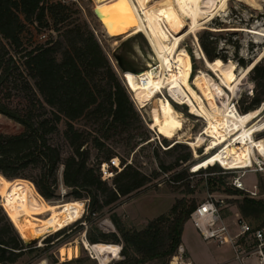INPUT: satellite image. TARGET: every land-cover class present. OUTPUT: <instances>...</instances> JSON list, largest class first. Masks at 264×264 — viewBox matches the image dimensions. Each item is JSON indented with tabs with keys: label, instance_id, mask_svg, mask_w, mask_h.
Instances as JSON below:
<instances>
[{
	"label": "trees",
	"instance_id": "1",
	"mask_svg": "<svg viewBox=\"0 0 264 264\" xmlns=\"http://www.w3.org/2000/svg\"><path fill=\"white\" fill-rule=\"evenodd\" d=\"M30 26L38 41L27 49L23 39ZM53 32L55 35H51ZM210 37L209 31H202L198 38L206 59L219 64L226 62L224 55L216 53V41ZM237 61L245 67L251 64L243 59ZM126 71H135L129 59L122 51L110 53L107 50L96 29L82 18L75 2L0 0V115L23 128L17 134L0 132V178L33 185L25 179L26 170L30 165L36 166L40 173L33 181L34 190L48 201L57 186V169L62 166L63 185L72 190L75 200L89 199L87 208L92 215L100 214L121 197L145 186L151 176L133 162L126 163L109 145V141L121 137L132 152L150 139L145 121L122 80ZM250 72L254 73L260 91L253 96L250 106L236 108L241 114L260 107L257 105L264 100L262 58ZM79 120L84 121L83 127L75 125ZM62 121L65 122L63 138L70 148L64 158L61 148L50 138ZM89 144L104 151L95 165L89 163ZM189 156L188 152L177 157L175 164L187 161ZM103 163L113 173L111 185L107 182L109 179L102 178ZM208 163L205 166L213 164ZM161 166L168 171L173 164ZM214 169L210 166L207 170ZM184 175L183 170L174 174L172 180L180 183L179 178ZM212 181L211 184L219 183ZM187 188L192 194L193 189ZM230 188L229 192L242 196L237 200L239 214L252 229L263 227L264 199L250 198L242 190ZM196 205L183 197L140 229L123 228L116 222L118 234H102L100 239L89 236L88 240L90 243L121 242L123 259L111 264H145L152 260L167 264L181 244L184 225ZM59 230L54 235L61 232ZM52 236L44 238L43 248L26 244L14 221L0 209V264H17L24 255L34 258L49 246Z\"/></svg>",
	"mask_w": 264,
	"mask_h": 264
},
{
	"label": "rangeland",
	"instance_id": "2",
	"mask_svg": "<svg viewBox=\"0 0 264 264\" xmlns=\"http://www.w3.org/2000/svg\"><path fill=\"white\" fill-rule=\"evenodd\" d=\"M70 1L75 2L77 6L80 7L82 18L91 27L96 29L98 35L103 40L104 46L110 53L116 50L118 52L122 51L125 57L129 59L135 71H126L124 75L129 73L126 77L138 74L141 70L155 63L151 56L149 44L143 34L138 33L130 35L128 33L116 38L110 37L105 31L103 23L94 13L96 0ZM148 1L155 3L158 0ZM205 1L209 9L207 12L216 8L217 4L220 2V0ZM169 2L175 9V16L171 21L179 31H182L185 26L189 25L190 18L185 14L180 0H169ZM258 4V7L253 8L243 2V0H228L226 6L213 15L215 19L212 20V17L205 21V23H202L205 15L203 13L200 14L198 20H200L199 22L201 24L193 33L187 35L179 45V48L185 51L191 60L192 75L199 69L207 70L205 69L203 60L199 59L197 55V52L200 51L198 38L202 31L210 32V38L216 41V53L224 55L226 58V62L224 63L219 64L216 62L218 66L217 71L230 87L235 85L232 91L224 87L225 94L223 98L225 97L224 101H226V108L228 109L232 107V104H234L237 109L250 106L253 96L257 91H260V88L254 81L253 72L248 73L244 79L240 78L245 64L241 65L237 61L238 59H243L245 63L248 61L252 63L258 58L260 53H264V0H258ZM51 35H55V33L53 32ZM23 40L27 49H30L31 46L37 43L38 37L33 27L30 26V28L26 30ZM262 62L264 63V55L262 57ZM208 72L216 82H219L217 76L214 75L215 73L213 74L211 71ZM132 96L134 98L133 93ZM158 97L160 99H168L181 115L189 119L185 125H192L191 132L193 135L201 133L202 128L205 126L202 119L190 114L188 112L189 108L186 105L174 102L169 97L166 87L158 94ZM262 102L259 103L257 107L263 105ZM219 103L221 104L222 101ZM136 109L144 119V125L149 131V143L147 141V144L144 142L138 145L132 152L126 146L125 140L121 139V137H116L115 140L109 141V145L112 152L120 158L125 159L126 163L133 162L142 172L151 176V180L142 188L127 196L121 197L119 201L105 208L100 214L92 215L89 214L87 208L89 199L82 197L81 199L75 200L71 195L72 190L63 185V167L59 166L56 172L57 186L54 188L52 187V198L48 200V202H50L49 206H51L48 208L50 210L42 215L38 221L32 222L29 220L23 224V220L20 218L17 220V218L14 219L11 216L9 208H7L8 206L3 196L0 194V209L14 221L24 241H33V243L29 245L42 248L45 245L43 242L44 238L48 235L52 236L55 233V231L50 233L46 227V220L51 217L53 213L51 212L53 211L52 209H63V207H60L61 205L76 202V207L80 212L79 219L66 225L59 230L61 232L51 237L52 241L49 242V246L45 250L41 251L32 259L30 255H24L17 264H26V262H29L27 264H40L42 261H45L46 264H64L68 260L61 259L59 254L60 247L64 246L61 250V252H63L65 247H72L74 245L78 247V255L73 258V260L70 259L72 260L70 264H99L98 260H96L83 246V243L93 244L89 242V236L100 239L99 237H101L102 234H118L115 226L116 222L123 228L140 229L145 226L149 220L160 214L166 213L177 199L183 197L193 201L194 204L204 200L209 195H212L215 199L223 200L225 206L222 207L221 213L225 217L226 222L232 225L234 213L238 211L237 200L241 199L242 196L229 192V190H232L229 186V182L235 172L241 173V171H236V169L224 170L216 162L211 160L212 151L206 152V154L204 153L206 146L202 143L196 144L195 147H193L188 144L186 139L179 140L167 138L158 132L151 120L153 113L151 103L144 108H138L137 105ZM83 123V120H79L75 125L77 127H83ZM64 129L65 122L62 121L58 124V131L50 136L51 141L61 148L63 158L70 153V148L63 138ZM22 130L23 128L19 123L0 115V132L17 134ZM255 137L263 138L264 132L256 133ZM175 146L178 147H176L174 151L165 153V150L175 148ZM88 147L90 149L89 163L95 165V163L102 158L104 151H98L93 148L91 144H89ZM188 152L190 156L187 161H178L175 164L177 157H181ZM208 162L213 164L205 166ZM172 164L173 167L170 170L164 171L162 169L161 165L169 166ZM210 166H214L215 169L207 170ZM183 170L186 171V175L179 178V180H181L180 183H175L173 181L174 174ZM39 173L40 168L30 165L26 170L28 176L25 179L30 180L35 186L33 181L39 177ZM163 173H166L167 177L164 176ZM14 180L8 181L17 182L22 187H25L23 185H30L34 189L33 185L29 182L19 181L18 179ZM212 180H218L219 183L211 184ZM242 180L247 187L256 184L258 193L256 199H264V173L246 172ZM107 182L111 185L112 180L109 179ZM187 187L193 189L192 194L187 192ZM187 222L188 223L184 226V240L181 241V245L186 251L188 262L191 264H239L238 261L234 259L233 251L229 245H217L213 242H205L193 228L191 221L188 220ZM109 223H112L113 230L109 231ZM99 242H105V240H100ZM116 245H118L120 249L119 257L117 253L106 255L105 264H111L123 259L121 242ZM166 262L170 264V259ZM145 264L164 263L160 260H152Z\"/></svg>",
	"mask_w": 264,
	"mask_h": 264
},
{
	"label": "bare ground",
	"instance_id": "3",
	"mask_svg": "<svg viewBox=\"0 0 264 264\" xmlns=\"http://www.w3.org/2000/svg\"><path fill=\"white\" fill-rule=\"evenodd\" d=\"M227 1L220 0L216 8L207 12L209 9L205 0H180L185 14L190 18L189 25L182 31H179L171 21L175 16V9L169 0H158L155 3L148 0H127V9L122 10L125 21L116 25L113 32L109 31L111 25L104 22L105 13L101 9L116 4L117 0H96L94 13L103 23L108 36L116 38L128 33L130 35L141 33L147 40L156 64L155 68L151 70L145 68L133 76H124L138 107L144 108L151 103L153 107L151 120L157 131L167 138L186 139L193 147L202 143L206 146L205 154L213 152L211 156L213 162L222 168L236 169L251 167L264 159V137H255L256 133L264 132V103L245 114L238 113L234 104L230 109L226 108L225 97L223 98L224 87L232 91L235 85L230 87L226 83L217 71V64L206 59L200 45L197 55L203 60L207 70L199 69L192 75L191 60L188 54L179 48L180 42L201 24L198 20L200 14L205 15L202 22L205 23L223 9ZM243 2L253 8L259 5L258 0ZM263 55L264 53H260L255 61L244 68L241 79L245 78ZM208 71L215 73L219 82H216ZM140 77L145 78L142 83L139 81ZM165 87L174 102L186 105L190 114L201 118L205 123L200 134L193 135L192 125H185L189 119L181 115L168 99L158 97ZM218 100L222 103L220 104ZM23 186L25 187L6 178H0V194L11 216L23 220L22 224L29 220L38 221L50 210L48 209L51 207L50 202L44 200L32 186ZM76 206V202H70L61 205L63 209H52L51 217L46 220L48 231L50 233L57 231L79 219L80 212ZM83 246L99 264H105L106 255L117 253L119 257V246L116 244L83 243ZM63 247L59 249L62 260H70L78 255L76 245L65 247L61 252Z\"/></svg>",
	"mask_w": 264,
	"mask_h": 264
},
{
	"label": "built area",
	"instance_id": "4",
	"mask_svg": "<svg viewBox=\"0 0 264 264\" xmlns=\"http://www.w3.org/2000/svg\"><path fill=\"white\" fill-rule=\"evenodd\" d=\"M110 60L112 61L111 57ZM155 66L156 64L153 63L147 68L151 70L154 69ZM124 74L122 80L128 89L126 83L127 79ZM143 80H145V78H139L140 83H142ZM131 98L137 107L132 94ZM223 169L227 171L232 170ZM236 171H241V173L235 172L231 177L229 185L235 189L242 190L250 198H257V185L253 184L251 187H247L242 177L249 171L264 173V159H261L260 163L251 167L236 168ZM101 173L103 179H110L113 176V173L109 170L106 163L101 165ZM163 174L167 177L166 173ZM223 206H225L224 201L215 199L212 195H209L207 198L197 203L190 213L189 220L200 238L205 242H213L217 245H229L233 251L234 259H236L239 264H264V226L252 229L238 211L234 213V219L231 225L226 222L225 217L221 213ZM109 224V231L113 230L112 223ZM118 254H120V249ZM187 260L186 251L180 244L171 256L170 264H191Z\"/></svg>",
	"mask_w": 264,
	"mask_h": 264
},
{
	"label": "snow or ice",
	"instance_id": "5",
	"mask_svg": "<svg viewBox=\"0 0 264 264\" xmlns=\"http://www.w3.org/2000/svg\"><path fill=\"white\" fill-rule=\"evenodd\" d=\"M127 9V0H117V3L108 7L103 8L101 11L105 13L106 24H110V32L115 31L116 25L123 23L125 21V15L122 10Z\"/></svg>",
	"mask_w": 264,
	"mask_h": 264
},
{
	"label": "crops",
	"instance_id": "6",
	"mask_svg": "<svg viewBox=\"0 0 264 264\" xmlns=\"http://www.w3.org/2000/svg\"><path fill=\"white\" fill-rule=\"evenodd\" d=\"M188 222H186L185 224H187ZM185 226V225H184ZM184 240V229H183V233H182V241Z\"/></svg>",
	"mask_w": 264,
	"mask_h": 264
},
{
	"label": "water",
	"instance_id": "7",
	"mask_svg": "<svg viewBox=\"0 0 264 264\" xmlns=\"http://www.w3.org/2000/svg\"><path fill=\"white\" fill-rule=\"evenodd\" d=\"M31 242H32V241H31ZM31 242H30V243H31ZM25 243H26V242H25ZM30 243H26V244H30Z\"/></svg>",
	"mask_w": 264,
	"mask_h": 264
}]
</instances>
